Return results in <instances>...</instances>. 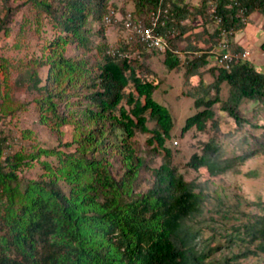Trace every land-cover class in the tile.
Listing matches in <instances>:
<instances>
[{
  "label": "trees",
  "instance_id": "obj_1",
  "mask_svg": "<svg viewBox=\"0 0 264 264\" xmlns=\"http://www.w3.org/2000/svg\"><path fill=\"white\" fill-rule=\"evenodd\" d=\"M107 1L37 2L40 12L52 21L58 33L46 45L48 56L38 63L45 66L42 82L39 84L36 74L31 73L36 91L34 106L39 121L50 129L72 125L74 151H54V165L42 162L43 173L54 178L47 180H20L16 171L21 158L17 153L0 159V196L5 198L0 215V264H200L211 253L212 248L205 250L206 245L195 249L197 231L186 223L200 212L204 196L192 182L176 173L169 149L164 146L173 120L168 108L152 97L158 84L146 77L152 74L145 63L147 55L154 52L143 51L139 46L138 56L127 61L111 57L106 47L93 62L62 54L68 43L87 47V19L103 24ZM177 1L170 4L176 18L194 20L200 13L202 27L213 23L212 16L203 13L205 0L192 9L180 4L182 0ZM131 2L130 12L146 18L165 0ZM241 8L246 15L256 11L264 17V0H216L215 14L221 17V26L234 33L241 31L245 27L239 20ZM196 47L199 46H191L189 53L201 52ZM259 47L264 51V38ZM229 48L244 49L234 41ZM159 55L167 68L178 65V59L169 51ZM210 59L212 56L206 58L205 52L192 56L183 72L185 78L198 77L204 92L194 99L197 109L185 118L182 133L191 128L203 131L206 122L212 121V105L220 101V83L228 86V97L220 108L235 123L241 122L236 107L242 98L258 101L264 107V73L247 59L233 63L227 70L213 66L209 71L214 79L204 87L199 69ZM80 89L85 90L86 100L82 117L92 124L86 131L80 128V120L62 116L58 111V106ZM209 89L213 94L208 93ZM148 122L152 123L150 128ZM136 132L151 133L147 142L154 141L164 153L160 164L151 170V186L143 193L133 194L132 183L143 164L130 141ZM2 148L0 139V155ZM110 150L120 154L125 166L119 179L112 176L109 168ZM44 152L37 150L36 154ZM248 156L223 158L216 145L205 143L184 165L204 168L214 176L235 170ZM59 179L68 185L67 194L55 185ZM256 223L250 235L261 241L258 247L264 253V218Z\"/></svg>",
  "mask_w": 264,
  "mask_h": 264
},
{
  "label": "rangeland",
  "instance_id": "obj_2",
  "mask_svg": "<svg viewBox=\"0 0 264 264\" xmlns=\"http://www.w3.org/2000/svg\"><path fill=\"white\" fill-rule=\"evenodd\" d=\"M40 1L45 0H0V139L3 143L0 159L17 153L21 162L16 174L23 182L54 179L43 173L42 162L54 165V151H74L72 125L50 129L39 121L34 106L36 91L32 87L31 73L36 74L40 84L45 66L38 63L48 56L46 45L58 33L52 21L40 12L37 4ZM201 2L182 0L179 3L192 9ZM215 4L216 0H205L203 13L209 14ZM107 8L123 14L131 11L133 4L131 0H108ZM202 19L200 13L194 20L189 17L181 19L182 23L178 25L180 33L173 41L174 46L179 45L183 49L178 65L169 69L162 63L161 55L149 53L145 63L152 74L146 77L158 84L152 94L153 99L166 106L172 116L170 137L164 141L171 155V165L184 181L192 182L194 189L204 196L200 212L186 221L193 231H197L193 241L195 249L201 250L205 245V250L212 248L210 255L200 264H264V253L258 247L261 241L250 235L252 226L264 218V107L258 101L242 98L236 107L241 122L235 123L220 108L228 97V86L220 83V101L212 105L213 122L207 121L203 131L193 128L183 133L180 131L185 118L197 109L194 99L204 92L198 77L185 78L183 75L188 61L196 56L189 51L191 46H199L196 48L205 52L215 38L214 24L207 22L202 27ZM89 20L85 25L88 29L87 47L78 48L74 43H68L62 49L64 56L87 58L93 62L101 57V50L120 44L123 32L117 25ZM233 37L242 41L243 46H240L245 48L247 60L264 73V51L259 47L264 38V17L259 13L249 14L245 27ZM205 55L208 58L209 54L205 52ZM213 66V59H210L199 69L204 87L214 79L209 71ZM208 93L213 94V90L209 89ZM84 94L85 90L81 89L72 94L66 103L58 106V111L62 116L80 120V128L86 131L92 124L82 117L86 105ZM151 126L152 123L148 122V127ZM150 136L148 132H136L130 138L135 154L143 162L132 183L133 194L143 193L151 186V170L160 164L164 153L155 147L154 141L147 142ZM205 143L216 145L223 158L249 156L235 170L214 176L204 168L186 167L184 164L190 155L199 153ZM37 150L46 152L37 155ZM107 160L112 176L119 179L125 170L120 154L110 150ZM54 182L61 192L67 194L68 185L63 180ZM4 203V196H0V215Z\"/></svg>",
  "mask_w": 264,
  "mask_h": 264
},
{
  "label": "built area",
  "instance_id": "obj_3",
  "mask_svg": "<svg viewBox=\"0 0 264 264\" xmlns=\"http://www.w3.org/2000/svg\"><path fill=\"white\" fill-rule=\"evenodd\" d=\"M176 0H165L163 5H158L155 9L149 11L146 18L133 15L130 11L123 14L110 9L102 17L103 24H115L123 32L120 44L108 48L106 53L111 57L130 60L138 56L139 46L146 52L163 54L169 51L179 60L182 57L183 49L179 45H173V39L178 33V25L182 23L181 19L175 17L170 10V4ZM212 16L215 38L205 50L213 59V65L217 68L227 70L230 66L241 60L247 59L245 50L231 51L230 43L233 41L234 32L231 28L221 26V17L215 14V6L209 13ZM248 15L245 9H239V20L246 24ZM125 45V46H123ZM204 52V51H201ZM201 52H193L199 55ZM173 143H175L173 141Z\"/></svg>",
  "mask_w": 264,
  "mask_h": 264
},
{
  "label": "crops",
  "instance_id": "obj_4",
  "mask_svg": "<svg viewBox=\"0 0 264 264\" xmlns=\"http://www.w3.org/2000/svg\"><path fill=\"white\" fill-rule=\"evenodd\" d=\"M255 13H258V12H256V11L251 12L250 15L255 14ZM259 14H260V13H259ZM232 40H233L235 43H238V44L242 45V44H241L242 41H241V42H240V41H236V40H235V37H233ZM241 40H242V39H241ZM242 46H243V45H242ZM243 48H244V47H243ZM244 49H245V48H244Z\"/></svg>",
  "mask_w": 264,
  "mask_h": 264
}]
</instances>
